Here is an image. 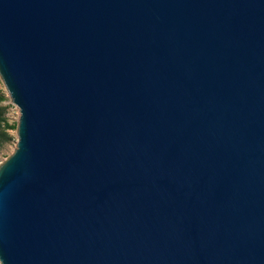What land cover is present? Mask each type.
I'll list each match as a JSON object with an SVG mask.
<instances>
[{
  "label": "water",
  "instance_id": "obj_1",
  "mask_svg": "<svg viewBox=\"0 0 264 264\" xmlns=\"http://www.w3.org/2000/svg\"><path fill=\"white\" fill-rule=\"evenodd\" d=\"M0 78V264H264V0H0Z\"/></svg>",
  "mask_w": 264,
  "mask_h": 264
},
{
  "label": "trees",
  "instance_id": "obj_2",
  "mask_svg": "<svg viewBox=\"0 0 264 264\" xmlns=\"http://www.w3.org/2000/svg\"><path fill=\"white\" fill-rule=\"evenodd\" d=\"M6 99L7 96L0 90V154H2L6 144L13 141L14 135L11 129L16 128V124L11 123L7 118L6 113L9 103L4 102Z\"/></svg>",
  "mask_w": 264,
  "mask_h": 264
},
{
  "label": "rangeland",
  "instance_id": "obj_3",
  "mask_svg": "<svg viewBox=\"0 0 264 264\" xmlns=\"http://www.w3.org/2000/svg\"><path fill=\"white\" fill-rule=\"evenodd\" d=\"M0 90L5 93L7 96V99L4 101L5 103H9L8 109H7V118L11 123L17 124V120L19 117V109L18 107L11 101L10 97L8 96V93L5 89V86L3 84V81L0 78ZM11 132L14 135V139L11 143H7L6 146L3 149L2 154H0V162L7 157L8 154L12 152V150L15 147V141H16V128L11 129Z\"/></svg>",
  "mask_w": 264,
  "mask_h": 264
}]
</instances>
